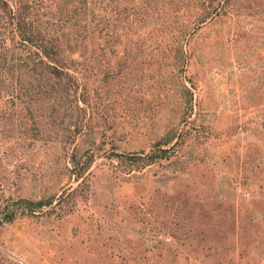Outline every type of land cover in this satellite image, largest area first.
I'll list each match as a JSON object with an SVG mask.
<instances>
[{
    "label": "rangeland",
    "instance_id": "1",
    "mask_svg": "<svg viewBox=\"0 0 264 264\" xmlns=\"http://www.w3.org/2000/svg\"><path fill=\"white\" fill-rule=\"evenodd\" d=\"M45 1L79 86L0 92V264H264V0Z\"/></svg>",
    "mask_w": 264,
    "mask_h": 264
},
{
    "label": "trees",
    "instance_id": "2",
    "mask_svg": "<svg viewBox=\"0 0 264 264\" xmlns=\"http://www.w3.org/2000/svg\"><path fill=\"white\" fill-rule=\"evenodd\" d=\"M46 2L45 0H0V84H2L0 92L18 90L25 93L22 96L34 95V104L46 98L55 99L53 96L58 88L73 92L79 86L78 78L67 62L69 59L72 65L78 59L64 56L56 30L50 29L53 25L62 24V20L44 11ZM92 10V1L75 0L68 15L67 23L72 22L68 23L71 28L81 31L78 34L81 40L92 35L93 31L90 30L93 29V18L90 14ZM78 13L80 15H77ZM148 13L145 8L144 15ZM145 19L147 18H142L140 21ZM203 21L205 18L201 17L197 23ZM78 39L75 40L76 44ZM6 81H11V86H6ZM41 95H44V98H41ZM171 135L164 138L161 143H170L174 139L173 134ZM176 143L177 141L173 142L168 148H161L160 143H156V150L144 156L138 153L125 154L114 151L112 153L120 162L123 159L146 158L149 162H153L155 158L166 157L163 154L173 149ZM71 162L72 173L80 178L89 168L90 161L79 165L74 154ZM35 204L36 207H41L46 203L38 201Z\"/></svg>",
    "mask_w": 264,
    "mask_h": 264
}]
</instances>
